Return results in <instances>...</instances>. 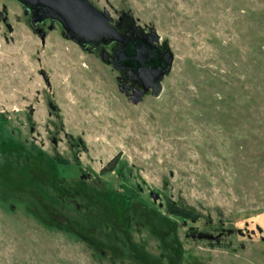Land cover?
<instances>
[{"label":"rangeland","instance_id":"1","mask_svg":"<svg viewBox=\"0 0 264 264\" xmlns=\"http://www.w3.org/2000/svg\"><path fill=\"white\" fill-rule=\"evenodd\" d=\"M90 1L155 28L171 72L134 105L0 0V264H264V0Z\"/></svg>","mask_w":264,"mask_h":264},{"label":"water","instance_id":"2","mask_svg":"<svg viewBox=\"0 0 264 264\" xmlns=\"http://www.w3.org/2000/svg\"><path fill=\"white\" fill-rule=\"evenodd\" d=\"M23 6L24 14H31V27L34 30L37 22L50 19L51 23L58 22L63 28V35L71 41L82 46L83 41L92 43L103 39H117L116 30L111 25V15L107 9L100 10L89 0H14ZM29 9V11H28ZM52 29V27H50ZM152 37L146 44H140L136 47L134 58L140 62L146 60L152 55V49L156 48V43L160 42V36L155 28H151L149 33ZM45 35H41L42 42ZM163 61L160 65L154 67L141 66L135 77L131 80L137 84L134 93L128 101L134 105L142 102L144 96L151 92V96L158 98L163 91V80L171 72L174 55L169 46L163 43L160 47ZM118 51L115 53V58ZM106 52L101 53L103 63L106 61ZM114 69L118 67L114 64ZM119 91L124 93L122 86ZM126 95V93H125ZM155 198V197H154Z\"/></svg>","mask_w":264,"mask_h":264},{"label":"flooded vegetation","instance_id":"3","mask_svg":"<svg viewBox=\"0 0 264 264\" xmlns=\"http://www.w3.org/2000/svg\"><path fill=\"white\" fill-rule=\"evenodd\" d=\"M20 6L22 7V11L24 14L23 6L21 4ZM105 9H106L105 7H102V9L100 10H105ZM115 15L116 17L114 18L111 16L112 18L111 25L116 30L117 39H107V40L103 39L92 43L83 41L82 46L79 47L87 53L90 54L97 53L100 59H101L100 56L101 53L106 52L107 54L106 61L110 63L108 65L113 68V65L115 64L118 67V69H114L119 74L117 76V82L119 85L118 87L120 86L123 87L124 93L122 94L125 95L126 93L125 96L128 99V97L129 98L131 97L133 89L138 87L137 84H135L131 80L132 77H135V74L137 73L138 69L141 66L154 67L162 63L163 56L160 52L159 47L163 44V42H161L160 39V42L156 43L157 47L152 49V55L150 57H147L148 54H144L146 60L142 61L141 63L140 60H138L136 57L134 58L133 56L135 55L136 47H138V45L146 44L149 42V38L152 37L151 35H149L151 29L146 27H141L138 24V21L134 20L130 14L125 13L123 11ZM25 17H27L31 27L30 11L28 15H25ZM54 25L61 28L62 32L64 31L58 22H54L52 24L50 19H45L40 22H37L34 27L35 28L34 31H36L37 33H44L43 32L44 27L47 26L48 28L49 27L53 28ZM117 51L118 53L115 58V53ZM146 95H150V93H147Z\"/></svg>","mask_w":264,"mask_h":264},{"label":"trees","instance_id":"4","mask_svg":"<svg viewBox=\"0 0 264 264\" xmlns=\"http://www.w3.org/2000/svg\"><path fill=\"white\" fill-rule=\"evenodd\" d=\"M107 193L108 194H106V198L112 202L111 205H112V209L114 210V212L120 213L122 215H124L126 213L128 215V223L126 224V228H128L130 226V224L132 223V219H133L132 213L129 210L131 202L129 203V201L127 200L125 195H122L119 193H114L111 190L108 191ZM110 194H112V195H110ZM167 211L173 215H177V216H180L182 218H194L191 215H195V214H193L192 211L177 207L173 203H167ZM123 242H125V244L123 243V245H126V246L122 245V249L127 250V252L129 250H131V247H132L131 243L127 242L125 240ZM145 257H147V256H145Z\"/></svg>","mask_w":264,"mask_h":264}]
</instances>
